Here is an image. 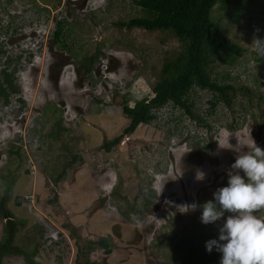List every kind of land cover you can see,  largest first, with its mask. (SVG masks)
<instances>
[{
	"label": "rangeland",
	"instance_id": "obj_1",
	"mask_svg": "<svg viewBox=\"0 0 264 264\" xmlns=\"http://www.w3.org/2000/svg\"><path fill=\"white\" fill-rule=\"evenodd\" d=\"M141 14L133 0H0V71L15 69L18 88L0 105V197L19 223L16 243L38 244L43 264H171L165 236L201 211L179 206L227 186L231 165L250 150L244 144L264 148V56L252 46L264 28L251 25L256 13L238 27L217 8L222 34L244 48L234 64L211 69L234 87L230 105L212 107L218 92L195 87L192 110L208 128L169 104L124 132L123 105L151 98L163 62L182 48L167 31L118 24ZM4 220L0 213V239ZM49 233L60 241L50 244ZM100 238L111 252L87 251ZM3 264L24 262L6 256Z\"/></svg>",
	"mask_w": 264,
	"mask_h": 264
},
{
	"label": "trees",
	"instance_id": "obj_2",
	"mask_svg": "<svg viewBox=\"0 0 264 264\" xmlns=\"http://www.w3.org/2000/svg\"><path fill=\"white\" fill-rule=\"evenodd\" d=\"M142 11V14L130 18L126 22H118L120 26L131 28L140 27L148 31H167L179 40L182 48L171 59H166L161 67L160 77L152 85L153 96L149 99L142 98L132 106L123 105L122 111L128 117L129 123L124 132H133L140 123H150L156 118L153 110L172 104L180 108L191 119H197L198 124L208 128L207 124L192 110L193 98L190 91L195 87L218 92L212 107L221 100L230 105L234 87L227 83L218 82L212 77L213 64L232 65L237 54L243 51L237 42L230 41L222 34L219 24L214 21L212 14L214 8L222 11L225 17L236 26L240 27L246 18L256 13L260 18L253 27L264 28V0H133ZM62 27L58 26L55 38L62 34ZM60 35L62 47H66ZM5 53L0 43V56ZM90 65L85 66V72ZM13 71H0V103L7 104L12 93L17 92ZM227 78V74H223ZM226 75V76H225ZM20 101L19 97H14ZM60 127V126H59ZM229 127H233L230 125ZM120 139V135L103 142L102 146L110 149ZM11 152V151H10ZM19 155V151H14ZM19 157V156H18ZM75 156L72 157L74 160ZM58 175L54 181L59 179ZM13 182L12 178L10 180ZM9 185V184H8ZM7 185V187H8ZM7 187L5 189H7ZM219 188V187H218ZM216 191V190H215ZM214 193V192H213ZM213 193L203 195L198 201L202 205L213 199ZM5 197H0V213L5 219L2 225L0 239V264L6 256H20L24 264H43L36 260L38 244L20 245L15 241L19 223L12 217L4 205ZM201 211L197 212L189 224L170 231L165 239L173 242L171 264H220L222 253L215 247L211 252L206 249V241L218 239L219 229L205 230V224L200 220ZM225 212V216H227ZM97 244L103 247L106 253L111 252V244L107 238H100L96 243L90 242L85 248L90 251Z\"/></svg>",
	"mask_w": 264,
	"mask_h": 264
},
{
	"label": "clouds",
	"instance_id": "obj_3",
	"mask_svg": "<svg viewBox=\"0 0 264 264\" xmlns=\"http://www.w3.org/2000/svg\"><path fill=\"white\" fill-rule=\"evenodd\" d=\"M40 33L37 30L38 36ZM252 46L264 56V39L254 37ZM10 104L11 100L6 105L0 103L4 107ZM3 122L1 120L0 124ZM7 125L11 127L12 123ZM0 126L5 128L6 125ZM245 145L250 150L237 156L228 173L227 186L217 188L212 200L202 205L194 202L179 206L181 213L202 209L200 220L203 224L215 223L225 212L231 213L220 226L218 239L206 241L207 251L215 247L222 253L220 264H264V214L258 215L264 213V148L257 146L253 139L251 145ZM203 178V173L197 175L198 180ZM163 186L164 183L160 192ZM55 234L49 233L46 239L53 243L60 241L61 236L55 238Z\"/></svg>",
	"mask_w": 264,
	"mask_h": 264
},
{
	"label": "built area",
	"instance_id": "obj_4",
	"mask_svg": "<svg viewBox=\"0 0 264 264\" xmlns=\"http://www.w3.org/2000/svg\"><path fill=\"white\" fill-rule=\"evenodd\" d=\"M50 244H52L53 243V241L52 240H50V241H48Z\"/></svg>",
	"mask_w": 264,
	"mask_h": 264
}]
</instances>
